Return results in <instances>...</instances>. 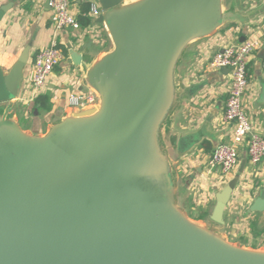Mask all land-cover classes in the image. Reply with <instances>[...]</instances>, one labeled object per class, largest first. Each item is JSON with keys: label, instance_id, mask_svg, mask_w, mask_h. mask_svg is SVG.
<instances>
[{"label": "water", "instance_id": "1", "mask_svg": "<svg viewBox=\"0 0 264 264\" xmlns=\"http://www.w3.org/2000/svg\"><path fill=\"white\" fill-rule=\"evenodd\" d=\"M92 1L111 47L97 58L70 50L68 63L94 105L30 132L15 101L31 47L0 68V264H264V248L221 231L238 177L216 195L210 223L195 220L172 157L181 63L228 24L226 0ZM249 211L264 219V191Z\"/></svg>", "mask_w": 264, "mask_h": 264}, {"label": "crops", "instance_id": "2", "mask_svg": "<svg viewBox=\"0 0 264 264\" xmlns=\"http://www.w3.org/2000/svg\"><path fill=\"white\" fill-rule=\"evenodd\" d=\"M71 2L72 14L78 20L86 18L90 21L81 25L78 31L67 29L58 32L51 21L49 0H0V8H10L0 24V68L8 71L23 50L31 47L25 79L15 101V113L19 118L17 110L20 108L26 119L34 117L24 127L33 133H44L66 112L76 110L70 106V96L85 94L89 90L83 84L80 69L69 65V51L97 58L111 47L105 27L97 24L98 17L91 14L92 5L100 8L98 2ZM226 5L231 10L227 16L228 24L215 36L192 45L181 63L179 75L183 101L173 127L175 144L172 157L177 168L179 201L193 219L206 223H210L216 195L223 184L236 177L238 182L224 213L225 222L234 219L249 222L258 215L263 217V214L250 213L249 208L264 191V161L255 171L250 170L246 148L242 147L241 163L246 160L243 173L238 170L223 177L209 165L217 146L232 137V127L224 120L229 97V71L212 66L214 55L229 44H242L249 40L259 43L248 63L249 84L244 107L255 130L264 134V0H226ZM53 39L57 40L64 54L67 53L66 59L56 67L38 95L46 97L47 108L33 110L34 100L38 97L31 100L33 60L36 53L47 48ZM246 213L249 215L245 216ZM261 224H264V219ZM233 227L237 228V225Z\"/></svg>", "mask_w": 264, "mask_h": 264}, {"label": "built area", "instance_id": "3", "mask_svg": "<svg viewBox=\"0 0 264 264\" xmlns=\"http://www.w3.org/2000/svg\"><path fill=\"white\" fill-rule=\"evenodd\" d=\"M51 21L56 31L67 29L78 31L81 25L72 14L71 0H49ZM100 8L92 5L91 14L97 18L101 14ZM259 43L249 40L242 44L232 43L218 51L212 66L216 69L229 71V97L225 106L224 120L232 127L230 141L217 146L210 159L211 169L226 177L239 170L241 166L240 149L246 148L247 163L250 170L255 171L264 161V134L255 130L252 121L244 107V97L248 90V63L250 57L258 49ZM66 56L59 47L56 39L50 45L37 52L31 74V100L39 95L51 75ZM73 109H82L94 105L97 96L91 90L85 94H72L69 98Z\"/></svg>", "mask_w": 264, "mask_h": 264}, {"label": "rangeland", "instance_id": "4", "mask_svg": "<svg viewBox=\"0 0 264 264\" xmlns=\"http://www.w3.org/2000/svg\"><path fill=\"white\" fill-rule=\"evenodd\" d=\"M21 104L22 103H20L18 106H20ZM17 114L20 118V123L23 128L28 126L30 124L29 122H31V119L34 118L33 116H31L26 119L25 113H23L20 108H18ZM229 183L230 182L227 181L225 184H223L222 189ZM185 205L186 204L183 202V206ZM192 215L197 216V214L195 213H192ZM246 215H249V213H246L245 216ZM262 219L263 217L261 215H258L256 218H253V220H250L249 222L240 220L235 221L234 219V221L232 222H225V225L221 227V231L225 233L228 238L234 243L254 248H264V224H261ZM235 224L237 225V228L233 227V225ZM260 232L261 234H259Z\"/></svg>", "mask_w": 264, "mask_h": 264}, {"label": "trees", "instance_id": "5", "mask_svg": "<svg viewBox=\"0 0 264 264\" xmlns=\"http://www.w3.org/2000/svg\"><path fill=\"white\" fill-rule=\"evenodd\" d=\"M88 9V8H87ZM79 23H80V25H87L88 23H89V21H90V19H83V18H80L79 20ZM65 54H67L66 52H65ZM47 99H46V97H44V96H38L35 100H34V108H33V110H42V109H46L47 108ZM259 234H261V232L259 233Z\"/></svg>", "mask_w": 264, "mask_h": 264}]
</instances>
